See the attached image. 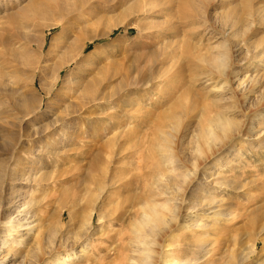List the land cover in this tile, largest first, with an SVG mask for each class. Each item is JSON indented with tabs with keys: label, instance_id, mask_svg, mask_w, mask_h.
<instances>
[{
	"label": "rangeland",
	"instance_id": "374dc122",
	"mask_svg": "<svg viewBox=\"0 0 264 264\" xmlns=\"http://www.w3.org/2000/svg\"><path fill=\"white\" fill-rule=\"evenodd\" d=\"M34 2L47 0H0V52L9 45L22 47L25 20L20 12ZM182 2L68 0L61 10H52L50 16L63 22L46 31V46L64 25L87 24L84 34L92 35L122 22L83 53L113 62L100 76L95 96L102 99L96 101L95 96L61 91V80L46 94L39 78H32L34 69L12 66L7 55L0 58L6 75L0 78V198L4 203L14 198L29 209L33 233L39 232L44 247L57 249L51 260L62 256L70 264L86 262L80 244L63 246L79 238L91 207H103L107 215L102 221L95 215L84 239L93 247L94 259L114 264L132 254L135 246L118 252L111 242L122 233L130 236L135 219L126 208L139 207L144 195L157 203L167 201L168 174L192 173L189 186L197 188L202 173L211 171L219 175L216 181L228 184L210 185V196L221 200L229 216L204 220L208 229L201 238L208 248L199 261L264 264V0H193L192 12ZM72 69L66 67L62 75ZM51 86L46 79L45 89ZM220 114L231 119V133L201 157L198 133L210 116ZM57 118L61 135H36L46 134ZM253 125L259 137L245 133ZM169 153L174 162L164 167L161 162L168 164ZM161 173L163 183L156 177ZM159 188L165 195H157ZM188 190L182 193L183 207ZM173 201L168 207L175 206ZM181 230L168 238L179 244L174 249L193 240L198 244L194 231ZM24 251L14 246L17 255L5 264H22L19 252ZM175 254L184 260L195 256Z\"/></svg>",
	"mask_w": 264,
	"mask_h": 264
},
{
	"label": "bare ground",
	"instance_id": "6f19581e",
	"mask_svg": "<svg viewBox=\"0 0 264 264\" xmlns=\"http://www.w3.org/2000/svg\"><path fill=\"white\" fill-rule=\"evenodd\" d=\"M67 2L68 0H47L46 3L34 2L31 3L29 7H25L23 13L20 12L22 14V19L25 20H22L24 21V26L21 28V35L23 36L22 38H24L23 40L25 42L23 43L22 47L14 45H9L7 48L5 47L6 51L0 52V58H2V56L7 55L9 58V64H11L12 66L18 67L19 65H22L34 69V75L32 78H39V80L41 81L40 87L46 94H50L53 90H55V87L57 86L59 80H61V83L63 84L61 91L66 88L68 90L66 92H68L71 96H77L80 94H84L86 96H95L98 93L97 91L99 89L100 76L103 75L104 72L107 71V69L111 68L113 62L108 58H106L107 61H104L103 58L105 57H102L103 60H96L91 56L92 53L88 56H83V53L89 43L94 42L98 38L108 36L113 31V29L115 27H118L122 22L116 21L110 23L107 25L106 29L103 32L92 35L84 34V31L86 29L85 26L87 25L86 23L85 26L81 24H76L72 27H70L71 25H64L61 26L63 28L62 33L59 34V36L54 35L50 39L49 45L46 46V31L59 26L61 22H63L62 19L60 21L59 19H56V17H51L53 15H51V12L57 7L61 10L63 6H66ZM192 2L193 0H184V2H182L183 8L187 12L193 11ZM16 20L19 19L17 18ZM89 24L90 23H88V26ZM140 29H145V27H141ZM33 31H36L38 33V36L36 38L31 36V32ZM89 58L90 60H94V62H92L93 64H90L91 61L89 60ZM71 65L73 66L71 72L63 76V70ZM2 71L3 70L0 69V78H2L3 75L6 76L5 73H3L5 71ZM7 73L9 72L6 71V74ZM46 79H50L52 82V86L49 89H45L44 87ZM241 84L243 85V82ZM61 91L58 90L56 94L59 95L60 93H62ZM99 99L102 98H98L96 96L93 97V101ZM230 120L228 119V117H225L224 115L222 116V114L212 117L210 116L207 119L208 123L205 125L206 127H203L204 130L198 133L197 136L198 140L196 152L199 156L202 157L207 149H212L217 140L222 141L223 138H226L231 133L229 127L231 122ZM60 124L62 123L60 119L57 118L54 123L50 125L52 129L48 128L49 130H47L46 134H43L41 131H38L36 132V135H39L41 137L55 136V133L57 132L61 135V130H59L58 128ZM255 129L256 128L253 125V127H249L245 133H247L249 137L255 135L259 137L258 132H256ZM262 132L260 133V135L262 134ZM10 140H13L12 137ZM173 157L174 156L169 153L165 161L168 162V164H164V162H161V164H163L164 167H167L168 165L171 166V164H173L174 162ZM157 171L158 170L156 169V173H158ZM163 173H161L159 176H156L162 179H160L162 183L164 180L163 177L165 175ZM147 175L151 176L152 174L148 173ZM191 175L192 173L180 172L173 177H170L169 174L168 177L166 176L167 180H164V183L166 185L169 184L171 191L167 193L168 200L164 203H157L153 199H150L151 197L148 198L144 195L137 202L139 207H129L128 209L126 208L125 212H130L134 214L132 219H135L132 224V229L130 230V236L122 233V236H120V238H112L111 240L113 241L111 242H113L114 244L116 243L114 245L115 247L113 248H117L118 252H120L122 247L125 245L135 246L136 248L132 250V254L126 255L124 257L121 256L122 258H116L117 260L115 259L116 261L114 264H203V260H199L201 259V257L206 255L205 253L208 248L207 243L205 244V240L201 238L205 235L202 231L208 229V225L203 223L204 220L218 219L219 221L229 216V213L225 212L223 210L224 208H221L222 206L219 204L221 200H218V198H212L210 196V185H225L224 183L226 182H222L221 180L216 181L219 175L210 171L205 172L204 174L202 173V179H204V181L199 182L201 186H197V188H190L189 184L191 183ZM146 187L148 186H145V188ZM187 188H189L188 194L190 193V197L188 196V200H185V202H188L187 207H183L184 201L182 193H186ZM158 190L159 191L156 192L157 195H165L164 190L160 188ZM169 199L174 200V207H168ZM3 200L4 199H2L1 197L0 264H5L6 261L12 255H14L15 252L12 253V248L14 246L16 247V245L21 246L25 250L23 253L19 252V254L22 255H20L22 264H70L69 261L71 260H68L67 258H64L62 256H57L56 258L51 260L50 257L55 254L57 249L53 248L51 245H49L48 247H46L45 245L44 247L43 241L40 238L41 236H39L38 230L36 229L38 234L35 235L33 233V230L36 225H32L33 222L29 221V209L27 207L22 208L21 206L23 204H18L19 201L16 199L14 200V198L12 199L11 197H7L5 203L3 202ZM15 213L17 214L16 216H14ZM124 214L126 215V213H123L121 214V216H123ZM95 215H98V219L100 221L107 217V215H105L104 213L103 207H91L86 216L87 225L83 229L82 233L79 235V238L72 243L67 241L66 245L63 246L68 248L69 246L75 247L80 244L82 250L81 254L79 255L85 257L86 262L84 264L102 263L94 259L93 247L89 244H85L84 242V239L86 238L87 233L89 231V227L94 221ZM178 227H181V231H185V229H189L190 231L192 230V232L194 231L193 233L195 234H193V236L195 235V238H198L200 240H197V242L199 241L198 244L194 243V240L193 243L184 242V247L178 249L179 244L177 245V241L169 243L168 238L173 235L175 237L174 233ZM1 235H4L6 238L1 239ZM9 240H11V242L7 244ZM175 244L178 246L176 249H174ZM4 245L5 247H3ZM192 247L196 248L193 250ZM4 248L5 250L2 251V249ZM177 251L181 252V254L184 255L183 258H185V256L188 257L191 253H195V256L188 260L179 259V257H174ZM15 254L17 255V253ZM79 255L74 256V258H72V261L79 258Z\"/></svg>",
	"mask_w": 264,
	"mask_h": 264
}]
</instances>
